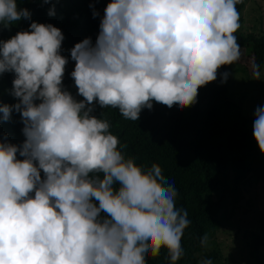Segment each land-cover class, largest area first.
I'll return each instance as SVG.
<instances>
[{
	"label": "clouds",
	"instance_id": "obj_1",
	"mask_svg": "<svg viewBox=\"0 0 264 264\" xmlns=\"http://www.w3.org/2000/svg\"><path fill=\"white\" fill-rule=\"evenodd\" d=\"M241 2L111 0L95 43L86 37L70 50L82 100L63 86L60 28L33 20L0 40V74H15L10 94L18 100L0 103V122L20 113L26 138H0V264H147L162 249L170 264L182 258L191 221L176 206L174 182L159 164L145 170L126 158L109 122L92 113L98 104L138 121L153 102L194 104L221 66L240 59ZM22 19L31 20L29 9L0 0V30ZM221 75L224 83L230 73ZM253 79H261L259 65ZM254 116L264 153V106ZM200 243L207 246L206 234Z\"/></svg>",
	"mask_w": 264,
	"mask_h": 264
},
{
	"label": "trees",
	"instance_id": "obj_2",
	"mask_svg": "<svg viewBox=\"0 0 264 264\" xmlns=\"http://www.w3.org/2000/svg\"><path fill=\"white\" fill-rule=\"evenodd\" d=\"M247 0L237 4L240 27L234 35L240 45L238 60L242 69L264 66V28L257 32L246 29L242 23ZM111 0H17L18 7L31 12V20L14 22L9 29L0 30V40H8L18 31L28 30L34 20L60 28L65 39L61 54L68 58L63 86L75 99L82 100L71 77L75 61L71 49L77 42L91 37L93 43L99 34L100 20ZM54 8L55 14L49 15ZM99 12L93 16V11ZM248 55L245 65L243 56ZM237 61V62H238ZM226 65L218 70L217 79L198 89L197 101L181 109L168 108L153 102L152 109L144 108L138 121L126 120L116 108H101L96 104L93 115L107 120L109 131L119 140L125 157H132L145 170L159 164L163 174L174 182L178 197L176 206L188 212L190 225L182 237L184 254L176 264H201V238L208 235L221 221L223 202L231 196L241 197V184L248 176L264 183V153L253 135L254 115H245L242 105L228 94V79L222 83ZM236 70H240L236 67ZM15 74H0V103L15 104L10 94ZM39 103V101H37ZM2 116V113H0ZM20 113L13 110L8 121L0 122V138L22 145ZM19 159L23 157L17 154ZM43 176V172L41 171ZM34 195V193H33ZM103 215V214H102ZM255 251L264 245V202L259 211V231L254 233ZM147 264H170L167 250L158 257H148Z\"/></svg>",
	"mask_w": 264,
	"mask_h": 264
},
{
	"label": "rangeland",
	"instance_id": "obj_3",
	"mask_svg": "<svg viewBox=\"0 0 264 264\" xmlns=\"http://www.w3.org/2000/svg\"><path fill=\"white\" fill-rule=\"evenodd\" d=\"M241 21L247 30L260 32L264 28V0H247ZM248 55L243 56L242 64L245 65ZM240 65L238 61L225 66L230 73L228 94L242 105L245 115H254L258 106H264V66L260 70L261 79H253V70L242 69ZM241 188L238 200L234 201L229 196L223 202L221 221L207 235L208 244L199 252L201 261L211 259L213 264H264V245L256 251L253 245V234L259 231L264 183L250 175Z\"/></svg>",
	"mask_w": 264,
	"mask_h": 264
}]
</instances>
